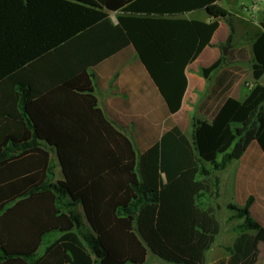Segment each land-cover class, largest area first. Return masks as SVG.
<instances>
[{"label":"trees","instance_id":"1","mask_svg":"<svg viewBox=\"0 0 264 264\" xmlns=\"http://www.w3.org/2000/svg\"><path fill=\"white\" fill-rule=\"evenodd\" d=\"M219 1L0 0V264H206L220 231L208 203L217 172L252 141L264 155V22L245 97L226 96L209 119L191 118V137L174 125L140 154L99 107L90 68L132 46L176 113L185 69L220 19L231 42ZM198 8L212 19L164 16ZM251 202L228 205L242 221L216 264H259Z\"/></svg>","mask_w":264,"mask_h":264},{"label":"crops","instance_id":"2","mask_svg":"<svg viewBox=\"0 0 264 264\" xmlns=\"http://www.w3.org/2000/svg\"><path fill=\"white\" fill-rule=\"evenodd\" d=\"M218 3L228 11L226 18L231 20L234 27L231 42L224 54L223 44L229 37L230 28L226 19H220L211 43L185 69L187 87L181 107L176 113L169 112L132 46L90 68L99 107L106 118L131 139L137 153L144 152L174 125L189 137L186 129L192 133V128H189L192 116L209 119V114L226 96L242 100L248 88L253 85L252 37L263 31L261 23L264 22V0H251L249 3L244 0H220ZM254 4L259 6L258 10H241L242 5ZM118 14V11L110 12L112 22H117ZM164 16L202 21L212 19L204 8ZM218 59H222V63L207 76H203L202 68ZM258 82L264 84V76ZM261 162L264 164V160L261 159ZM218 260L213 263L216 264Z\"/></svg>","mask_w":264,"mask_h":264},{"label":"rangeland","instance_id":"3","mask_svg":"<svg viewBox=\"0 0 264 264\" xmlns=\"http://www.w3.org/2000/svg\"><path fill=\"white\" fill-rule=\"evenodd\" d=\"M244 1L249 3L251 0ZM190 133L191 130L186 129L189 137ZM259 157L264 160L260 147L252 141L242 159L231 161L225 169L217 172L220 180L219 190L208 199V203L214 207L215 215L220 222V231L206 253V264H214L213 261L228 256L226 247L232 244L236 236L235 226L242 221L238 217H233L236 211L230 209L229 204L241 208L247 197L252 196V202L248 207L250 216L264 226V164ZM54 170L56 175L60 176L59 167L55 166ZM259 248L258 263L264 264V244H260ZM147 259L149 262H162L150 253Z\"/></svg>","mask_w":264,"mask_h":264},{"label":"built area","instance_id":"4","mask_svg":"<svg viewBox=\"0 0 264 264\" xmlns=\"http://www.w3.org/2000/svg\"><path fill=\"white\" fill-rule=\"evenodd\" d=\"M259 6L257 4H254L252 6L242 5L241 10L245 12H249L250 10H258Z\"/></svg>","mask_w":264,"mask_h":264},{"label":"water","instance_id":"5","mask_svg":"<svg viewBox=\"0 0 264 264\" xmlns=\"http://www.w3.org/2000/svg\"><path fill=\"white\" fill-rule=\"evenodd\" d=\"M228 47H229V45L223 46V53L224 54H226ZM55 156L57 157L56 151H55Z\"/></svg>","mask_w":264,"mask_h":264},{"label":"bare ground","instance_id":"6","mask_svg":"<svg viewBox=\"0 0 264 264\" xmlns=\"http://www.w3.org/2000/svg\"><path fill=\"white\" fill-rule=\"evenodd\" d=\"M255 187V186H254Z\"/></svg>","mask_w":264,"mask_h":264}]
</instances>
